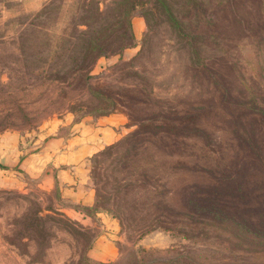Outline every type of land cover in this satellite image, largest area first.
<instances>
[{
    "label": "rangeland",
    "instance_id": "rangeland-1",
    "mask_svg": "<svg viewBox=\"0 0 264 264\" xmlns=\"http://www.w3.org/2000/svg\"><path fill=\"white\" fill-rule=\"evenodd\" d=\"M263 105L264 0H0V135L126 126L90 161L115 257L34 188L0 191V264H264L221 222L264 230Z\"/></svg>",
    "mask_w": 264,
    "mask_h": 264
},
{
    "label": "crops",
    "instance_id": "crops-1",
    "mask_svg": "<svg viewBox=\"0 0 264 264\" xmlns=\"http://www.w3.org/2000/svg\"><path fill=\"white\" fill-rule=\"evenodd\" d=\"M126 130L119 113L60 120L36 134L6 131L0 135V191L37 189L53 194L57 209L73 221L98 227L89 250L94 262L116 255L115 220L106 212L92 211L95 190L90 181V161L114 144Z\"/></svg>",
    "mask_w": 264,
    "mask_h": 264
},
{
    "label": "trees",
    "instance_id": "trees-1",
    "mask_svg": "<svg viewBox=\"0 0 264 264\" xmlns=\"http://www.w3.org/2000/svg\"><path fill=\"white\" fill-rule=\"evenodd\" d=\"M260 114L264 118V105L262 106V109L260 110ZM96 194H95V204L93 207L90 209L92 211H100V208L96 207ZM222 213V212H221ZM218 215V213H217ZM216 219H222L221 217L216 216ZM226 220H229V223L232 224L233 226L236 225L237 231L240 230L239 227L242 229L240 230V237L242 240L247 241V243H256L258 245H262L264 247V230H255L254 228H251L250 226H245L242 223L236 222L231 216L226 215L223 213V220L221 222H224ZM245 224V223H244ZM264 250V249H263Z\"/></svg>",
    "mask_w": 264,
    "mask_h": 264
}]
</instances>
